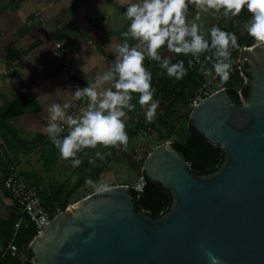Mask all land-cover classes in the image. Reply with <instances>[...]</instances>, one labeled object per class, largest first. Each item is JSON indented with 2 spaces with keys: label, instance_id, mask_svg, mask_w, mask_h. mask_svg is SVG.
Masks as SVG:
<instances>
[{
  "label": "water",
  "instance_id": "95a60500",
  "mask_svg": "<svg viewBox=\"0 0 264 264\" xmlns=\"http://www.w3.org/2000/svg\"><path fill=\"white\" fill-rule=\"evenodd\" d=\"M236 67L248 78L240 99L219 89L188 117L190 131L221 149L213 172L189 171L161 143L141 171L167 193L165 212L142 211L126 185L90 193L37 232L26 264H211L209 252L218 264H264V50L244 43Z\"/></svg>",
  "mask_w": 264,
  "mask_h": 264
},
{
  "label": "crops",
  "instance_id": "0c3cea01",
  "mask_svg": "<svg viewBox=\"0 0 264 264\" xmlns=\"http://www.w3.org/2000/svg\"><path fill=\"white\" fill-rule=\"evenodd\" d=\"M129 2L133 0H0V109L7 103H17L24 110L8 121L13 138L0 133V257L10 239L9 222L17 216L16 206L2 184L9 166L17 167L25 181L37 187L39 199L50 200L58 188L68 190L87 173L85 165L95 158L96 151L107 156L110 146L85 149L78 153L81 163L74 168L71 160L60 158L42 127L46 126V108L51 103L67 102L70 107L66 111L73 110L75 115L87 106L86 99L80 103L68 95L76 90L69 83V71L85 88L115 59L113 42L135 43L123 36L129 23L123 13ZM196 11L189 5V20L194 19ZM196 22L207 37L208 29L221 28L227 18L209 12L202 13ZM245 34L244 27L240 36ZM57 44L63 55L58 53ZM160 53L170 61L178 58L166 48ZM132 103L136 107L128 112L126 127L131 123L148 124L144 108ZM158 104L157 110L164 105Z\"/></svg>",
  "mask_w": 264,
  "mask_h": 264
},
{
  "label": "clouds",
  "instance_id": "9594fccd",
  "mask_svg": "<svg viewBox=\"0 0 264 264\" xmlns=\"http://www.w3.org/2000/svg\"><path fill=\"white\" fill-rule=\"evenodd\" d=\"M189 5L197 11L194 19L189 20ZM250 15L245 30L254 41V48L264 50V0H133L123 13L127 19L125 38L135 41L113 42L111 52L115 59L108 70L96 77L94 83L87 87L77 88L69 93L73 100H87V106L76 115L66 112L69 103H51L47 106L46 126L42 131L59 151L62 160H71L72 167H78L81 160L78 153L85 149H96L97 146H127L125 118L128 112L135 109L132 103L133 94H138V103L144 108L147 122H151L159 106L153 99L152 74L145 67V60L160 62L168 77L181 80L187 69L184 62L172 63L162 58L160 50L166 48L177 56L191 54L199 59L203 53L212 61L207 73L215 76L221 83H226L232 70L231 48H238L235 33L221 30L218 26L208 29L207 37L201 25L197 23L202 13L211 12L225 18L238 17L243 10ZM244 107L248 105L244 102ZM67 132L66 135L62 133ZM104 159L101 152H95V158L89 163L95 165L96 159ZM99 194L111 193L112 186L104 181L94 183L85 181ZM87 211V209H86ZM211 264H218L217 257L207 253Z\"/></svg>",
  "mask_w": 264,
  "mask_h": 264
},
{
  "label": "trees",
  "instance_id": "16d2710c",
  "mask_svg": "<svg viewBox=\"0 0 264 264\" xmlns=\"http://www.w3.org/2000/svg\"><path fill=\"white\" fill-rule=\"evenodd\" d=\"M249 20L250 15L245 9L238 17L227 18V22L221 27V30L235 33L239 46L246 43V46L249 47L253 45V39L248 36L247 32L244 36H240L244 25H246ZM237 49L238 48L230 49L232 63H234V53ZM209 55H211V53ZM190 56L191 54H181L176 60L171 61L172 63H175L182 60L187 69V74L179 81L168 77L166 70L160 67V63L151 62L150 59L145 60V67L152 74L151 83L152 88L155 90L153 99L164 105L156 111L155 118L150 123L146 125L143 123H131L125 130L128 135V140L140 133H151L155 135L157 139L156 146L170 140L169 143L177 147L176 152L184 159L189 171L205 174L213 172L219 165L221 161V149L217 146L211 145L208 141L204 140L200 134L190 131L188 128L190 110L187 109V103L194 96L197 88L202 82V78L199 75L197 68L194 66H188L187 62ZM200 57L203 60L206 58V55L201 54ZM207 67L211 69L212 61H209ZM219 85L225 90H233L236 94L238 89L241 90L245 87L242 84V79L239 78L237 74L230 76L226 83L220 82ZM133 96V102L141 107L138 103V94H133ZM237 97L239 99L238 94ZM23 113V108H19L17 103H7L0 109V133L3 137H14V130L8 125V121L18 118ZM176 125L182 126V132L178 133L174 131ZM119 148L120 146H110L108 154L103 160L97 158L95 165L90 164L89 162L86 163L85 166L88 169L87 173L80 177L68 190L61 191L58 188V192L50 200H44L43 198L40 199L41 206L48 213L50 220L68 206L69 197L79 188L86 185L85 181L87 179H91L93 182L98 180V178L104 173V168L112 161L114 154ZM144 158L140 161L138 175H142L141 166ZM143 178L145 184L140 193L134 192L131 187H129V189L136 194L135 204L142 211L148 212L151 216L158 217L167 210L170 199L167 193L161 189L159 185L154 182H149L145 176H143ZM16 218L17 216H14L10 220L8 227H12ZM36 234L37 231L31 224L27 222L22 224L13 240V244L17 248V253L14 256L9 254L2 255L0 257V264H26L28 245Z\"/></svg>",
  "mask_w": 264,
  "mask_h": 264
},
{
  "label": "built area",
  "instance_id": "2783aa9c",
  "mask_svg": "<svg viewBox=\"0 0 264 264\" xmlns=\"http://www.w3.org/2000/svg\"><path fill=\"white\" fill-rule=\"evenodd\" d=\"M56 48L58 53L63 55V49L59 44L56 45ZM209 54L210 53H203V55H206V57L209 56ZM187 63L188 66L196 67L199 75L202 78V82L197 88L194 96L187 103V109L191 111L200 101L209 97L215 91L223 88H221L220 85L216 83V80L219 78L215 76L214 71L211 75L207 74L210 69L207 67L209 61L206 58L202 60V58L199 57L197 60V58L191 55L188 58ZM237 63L238 61L232 63L230 76L237 74L238 77L242 79V84L246 87V82H248V79L242 75L241 69L236 67ZM68 75L69 83L74 85L76 89L84 88V86L74 78L72 72L69 71ZM240 91V89L237 90L239 99ZM84 100L85 99H81L79 101L81 103ZM66 112L68 114L75 115L73 110H68ZM2 184L4 191L13 200L17 209V218L11 227V237L6 243L3 252L4 254L14 256L17 253V248L13 244V240L19 227L27 222L31 224L37 232H39L48 225L50 218L46 210L41 206L37 187L27 183L17 167L9 166L7 168ZM144 184L145 180L143 176L139 175L131 185V189L136 193H140L144 187Z\"/></svg>",
  "mask_w": 264,
  "mask_h": 264
},
{
  "label": "rangeland",
  "instance_id": "374dc122",
  "mask_svg": "<svg viewBox=\"0 0 264 264\" xmlns=\"http://www.w3.org/2000/svg\"><path fill=\"white\" fill-rule=\"evenodd\" d=\"M245 27V26H244ZM243 27V28H244ZM243 31V30H242ZM254 45V43H253ZM239 49L234 53V62L239 59ZM220 80L217 79L216 83L220 84ZM174 131L182 132V126L176 125ZM170 142V140L166 141ZM157 145V139L155 135L149 133H140L137 136L128 140L127 146H120L118 151L114 154L112 158V163L106 167L104 173L98 178L94 183L104 181L111 186L116 185H126L131 187L138 175V168L140 166V161L144 156L150 152L152 148ZM134 167H133V166ZM94 189L90 185H84L79 188L74 194H72L69 199L68 205H72L81 198L93 193Z\"/></svg>",
  "mask_w": 264,
  "mask_h": 264
},
{
  "label": "flooded vegetation",
  "instance_id": "af4514ba",
  "mask_svg": "<svg viewBox=\"0 0 264 264\" xmlns=\"http://www.w3.org/2000/svg\"><path fill=\"white\" fill-rule=\"evenodd\" d=\"M246 44V43H245Z\"/></svg>",
  "mask_w": 264,
  "mask_h": 264
}]
</instances>
